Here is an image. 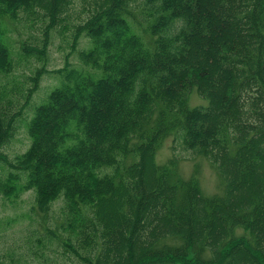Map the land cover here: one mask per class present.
<instances>
[{
	"label": "trees",
	"instance_id": "16d2710c",
	"mask_svg": "<svg viewBox=\"0 0 264 264\" xmlns=\"http://www.w3.org/2000/svg\"><path fill=\"white\" fill-rule=\"evenodd\" d=\"M74 1L0 0L2 76L18 58L42 61L21 103L0 76V193L32 189L43 216L62 200L43 242L70 264H264V0H82L64 64L48 68L51 30ZM35 18L38 43L14 45L11 25ZM48 72L59 82L31 104L30 143L9 158ZM193 92L207 102L191 104ZM169 135L209 160L220 190L205 193L175 155L157 160Z\"/></svg>",
	"mask_w": 264,
	"mask_h": 264
},
{
	"label": "rangeland",
	"instance_id": "374dc122",
	"mask_svg": "<svg viewBox=\"0 0 264 264\" xmlns=\"http://www.w3.org/2000/svg\"><path fill=\"white\" fill-rule=\"evenodd\" d=\"M84 4L85 1L82 0H75L74 3L69 4L68 10L64 14L65 20L58 23L51 30V42L48 44L46 54V67H61L64 64V55L70 50L72 25L81 20L84 14V9L82 8ZM30 21L31 23L15 21L11 25L9 34L11 42L14 45H19L21 42L25 44L38 43V40L42 36L45 21L40 18L30 19ZM89 45L90 42L87 37L83 36L80 38L77 47L70 53L72 64L79 67L86 66L80 58L79 50ZM16 60L17 58L15 57ZM39 63H42V61L39 62L34 56L29 57V59L25 57L23 59L18 58V61L11 70L12 74L10 77H4L0 73V76L8 84L11 99L16 98L20 103L24 101V89L28 85L27 75L30 73L31 67H35ZM13 77L17 81L14 88ZM58 82L59 77L52 72L42 75L39 88L30 99L31 102L29 101L26 104L20 119L16 122L14 134L3 147V150L9 158H14L29 145L30 137L27 126L28 120L33 113L34 106L32 105L44 98L48 90ZM206 102L207 99L198 95L196 92H193L190 96L191 104H205ZM12 103L15 104L13 101ZM170 155L178 157L179 170L184 176H188L194 166L197 167L200 185L205 193L220 190L221 181L215 167L196 149L185 146L179 135H169L166 137L161 147L157 150L156 158L157 160L163 161ZM3 167V169H0V176L2 177L8 171L7 166ZM61 204V199L53 201L48 213L43 216L44 214L42 212L34 208L35 198L32 189L24 190L18 196L12 198L0 193V264H58L61 258H54L53 252H51L50 256H47L50 250L47 251L46 246L51 245H47L48 243L43 241L44 237L48 234L46 226L54 229L58 227ZM52 240L56 242L53 237ZM53 247H55V244H53ZM35 248H38L39 252L36 253L34 250L37 249ZM40 251H45L43 253L44 257H39ZM61 262L70 264V260L65 256Z\"/></svg>",
	"mask_w": 264,
	"mask_h": 264
}]
</instances>
